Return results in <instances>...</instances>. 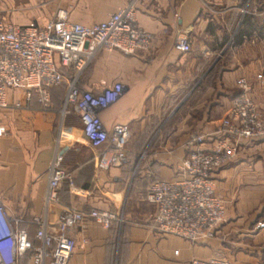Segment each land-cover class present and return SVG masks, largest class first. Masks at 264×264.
I'll list each match as a JSON object with an SVG mask.
<instances>
[{
	"label": "crops",
	"instance_id": "0c3cea01",
	"mask_svg": "<svg viewBox=\"0 0 264 264\" xmlns=\"http://www.w3.org/2000/svg\"><path fill=\"white\" fill-rule=\"evenodd\" d=\"M129 1L0 0V10L6 12L0 19L44 26L63 8L72 21L91 25L108 19ZM250 1L136 0L137 23L152 36L149 48L132 54L103 51L78 79L83 90L123 84V95L101 112L109 131L117 123L127 124L131 131L129 162L123 167L98 170L95 151L82 139L57 145L60 126L66 130L81 126L75 111L64 117L59 112L73 67L63 68V82L51 90V110H45L36 95L28 100L24 90L10 89L8 107L0 108V125L5 127L0 135V197L11 216L23 219L20 227L35 244L39 241L34 217L47 213L55 228L67 209L99 208L122 211L123 228L107 229L84 220L71 233L77 247L68 264H186L193 257L214 256L231 264H264V226L258 227L264 222V137L241 140L240 154L214 171V190L223 200L225 214L212 238L190 241L160 233L152 223L154 206L145 199L152 181L182 176L180 162L189 152L185 143L190 134H205L208 140L199 148L211 147L239 77L251 84L253 100L264 103V84L256 77L258 73L264 77V34L252 30L248 39L232 45L244 17L247 22H252L250 17L264 20L257 16L264 10L256 14L248 10ZM211 5L220 6L229 20L240 13L228 52L221 25L202 16ZM179 33L188 37V52L174 49ZM260 110L264 114V108ZM39 123L49 128H39ZM58 149L76 186L64 183L60 200L46 211L48 167Z\"/></svg>",
	"mask_w": 264,
	"mask_h": 264
},
{
	"label": "built area",
	"instance_id": "2783aa9c",
	"mask_svg": "<svg viewBox=\"0 0 264 264\" xmlns=\"http://www.w3.org/2000/svg\"><path fill=\"white\" fill-rule=\"evenodd\" d=\"M135 2L129 1L108 19L91 25L72 21L63 8L44 26L36 22L19 25L0 19V108L8 107L10 89H22L28 100L36 95L44 109L51 110V89L63 82V68L73 67L75 74L68 83L59 112L64 117L75 111L81 126L71 130L60 126L56 142L60 146L66 140H84L95 151L98 170L123 167L129 162L127 143L131 131L128 125L117 123L109 131L101 117V112L123 95L124 86L118 82L101 90H83L78 86V79L103 51L132 54L149 48L152 36L138 25ZM241 12L245 14L247 10L242 8ZM174 49L190 50L187 35H176ZM256 77L264 84L262 73ZM236 88L211 147L199 148L208 140L205 134H190L185 143L189 152L180 162L182 176L154 180L148 185L145 199L154 206L152 223L160 233L190 241L205 240L212 238L224 221L225 206L215 193L213 173L238 154L241 140L264 137V114L260 110L264 103L253 100L251 84L245 77L236 80ZM36 126L49 128L47 124ZM4 132L5 127L0 125V135ZM48 177L46 211L60 200L59 191L64 183L71 188L76 186L59 149L48 167ZM86 219L107 229L119 230L126 222L122 211L70 208L60 215L54 228L46 213L33 219L35 238L39 241L35 244L28 231L20 227L23 219L11 216L0 197V264H68L77 247L71 233ZM262 226L264 222L258 224ZM186 264L231 263L225 257L214 256L193 257Z\"/></svg>",
	"mask_w": 264,
	"mask_h": 264
},
{
	"label": "rangeland",
	"instance_id": "374dc122",
	"mask_svg": "<svg viewBox=\"0 0 264 264\" xmlns=\"http://www.w3.org/2000/svg\"><path fill=\"white\" fill-rule=\"evenodd\" d=\"M251 1H250L251 5L248 7V10L251 13L256 14V13L262 12L264 10V0H251ZM220 11H222V8H220V6L211 5L206 10V12L203 13L202 16H207L210 19L213 18L215 23H218L217 24L218 26L221 25L220 28H222V30L224 31L222 34H223L225 43L224 42L223 43L226 44V47L224 50H225V52H228L230 50V46H231V42H232L231 34L235 30L237 22L240 18V13L235 12L233 19L229 20L225 17V14H221ZM3 14H6V12H3L0 10V16H2ZM257 16H260L261 18H263L264 17V11L261 15H257ZM216 17H217V19H219V21L216 19ZM240 152H241V148L235 157H237L240 154ZM235 157H233V158H235Z\"/></svg>",
	"mask_w": 264,
	"mask_h": 264
},
{
	"label": "trees",
	"instance_id": "16d2710c",
	"mask_svg": "<svg viewBox=\"0 0 264 264\" xmlns=\"http://www.w3.org/2000/svg\"><path fill=\"white\" fill-rule=\"evenodd\" d=\"M241 1L243 3L245 0H241ZM244 18L241 22V24H242L241 28L239 27V29L237 30V32L235 33V35L233 37V43H232L233 46L240 44L244 39H248L252 30L258 29V32L260 34H262V35L264 34V20L262 22H259L257 17H250V18H252V22H249V19L247 22L246 17H244ZM263 19H264V17H263ZM244 27H245V29H244Z\"/></svg>",
	"mask_w": 264,
	"mask_h": 264
}]
</instances>
